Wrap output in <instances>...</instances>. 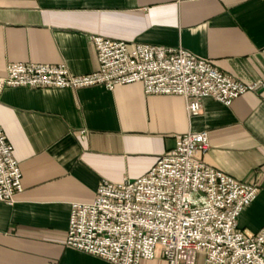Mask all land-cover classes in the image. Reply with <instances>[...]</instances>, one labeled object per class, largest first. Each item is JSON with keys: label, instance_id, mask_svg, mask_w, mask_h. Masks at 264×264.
<instances>
[{"label": "crops", "instance_id": "crops-1", "mask_svg": "<svg viewBox=\"0 0 264 264\" xmlns=\"http://www.w3.org/2000/svg\"><path fill=\"white\" fill-rule=\"evenodd\" d=\"M94 37L182 47L242 83L264 85L262 0H0V79L16 63L90 75L98 69ZM202 106L192 117L184 98L147 96L141 84L0 92V129L24 188L13 206L0 203V264H109L66 245L72 205L92 204L103 182L146 176L190 132L209 134L200 154L208 166L259 186L239 230L260 233L264 90L231 106L211 98Z\"/></svg>", "mask_w": 264, "mask_h": 264}, {"label": "built area", "instance_id": "built-area-1", "mask_svg": "<svg viewBox=\"0 0 264 264\" xmlns=\"http://www.w3.org/2000/svg\"><path fill=\"white\" fill-rule=\"evenodd\" d=\"M92 41L98 63L94 73L76 76L64 64H10L0 79V92L96 86L113 91L141 84L147 96L184 98L194 117L207 98L231 106L248 93L264 90L262 83H242L182 47L102 37ZM209 149L207 132L180 135L146 176L103 182L92 204L72 205L66 245L109 264H198L200 257L202 264H264V228L256 235L239 230L240 215L257 198L259 186L208 166L200 154ZM23 190L20 163L0 129V203L13 206Z\"/></svg>", "mask_w": 264, "mask_h": 264}, {"label": "rangeland", "instance_id": "rangeland-1", "mask_svg": "<svg viewBox=\"0 0 264 264\" xmlns=\"http://www.w3.org/2000/svg\"><path fill=\"white\" fill-rule=\"evenodd\" d=\"M201 114V113H200ZM149 264H164L162 261H157L156 263H149Z\"/></svg>", "mask_w": 264, "mask_h": 264}]
</instances>
